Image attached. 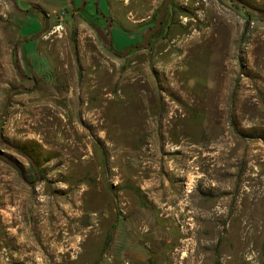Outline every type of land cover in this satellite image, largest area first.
I'll return each mask as SVG.
<instances>
[{"label":"rangeland","instance_id":"rangeland-1","mask_svg":"<svg viewBox=\"0 0 264 264\" xmlns=\"http://www.w3.org/2000/svg\"><path fill=\"white\" fill-rule=\"evenodd\" d=\"M261 16L172 0L109 36L0 0V264H264Z\"/></svg>","mask_w":264,"mask_h":264},{"label":"flooded vegetation","instance_id":"flooded-vegetation-1","mask_svg":"<svg viewBox=\"0 0 264 264\" xmlns=\"http://www.w3.org/2000/svg\"><path fill=\"white\" fill-rule=\"evenodd\" d=\"M58 3V9L60 10V13L62 15V18L70 19V20H80L85 22H91L92 20H97L99 23H104L103 28H99L98 26L95 27V30L98 32L105 33L109 36H111V32L113 31H120L121 33H124L126 35L130 34H136L137 30L142 29L140 26L142 23H146L149 20H152L153 14L155 12H152L147 17L144 16V18L139 19L138 21H133L131 18H135L136 15L131 16L130 12L128 13L131 18L127 15H124L120 18L123 22L117 21V19L112 16L110 13V6L116 5L118 11H125L126 9L130 8L131 3L130 0H114L112 2H109V0H56ZM122 2L125 3V7L122 5ZM172 0L164 7L162 15L160 16V11L162 9V4L158 8L157 16L159 18L164 17V15L167 13V10L171 7ZM156 8V7H155ZM157 9V8H156ZM156 16V18H157ZM160 20V24H161ZM132 27H128L126 25ZM150 24H146L144 26V31L149 34H153V32H150L152 29H150ZM131 29V31H128ZM149 30V31H148ZM132 49L136 50L138 47H131Z\"/></svg>","mask_w":264,"mask_h":264},{"label":"water","instance_id":"water-1","mask_svg":"<svg viewBox=\"0 0 264 264\" xmlns=\"http://www.w3.org/2000/svg\"><path fill=\"white\" fill-rule=\"evenodd\" d=\"M170 1H171V0H167V1L164 3V5L162 6V9H161V11H160V16L162 15V12H163L164 7H165ZM160 16H159V18H158V21H157V24H156L155 29L151 30L150 32H154V31L158 28V26H159V24H160ZM261 18L264 19V16H261ZM147 35H148V33H146L145 38L147 37ZM126 52H127V51H126ZM7 99H8V97H7ZM4 108H6V105L4 106Z\"/></svg>","mask_w":264,"mask_h":264},{"label":"trees","instance_id":"trees-1","mask_svg":"<svg viewBox=\"0 0 264 264\" xmlns=\"http://www.w3.org/2000/svg\"><path fill=\"white\" fill-rule=\"evenodd\" d=\"M131 50L133 51L134 49L131 48ZM132 51H130V52H132ZM32 170H33L34 173H37L36 170L33 167H32Z\"/></svg>","mask_w":264,"mask_h":264},{"label":"bare ground","instance_id":"bare-ground-1","mask_svg":"<svg viewBox=\"0 0 264 264\" xmlns=\"http://www.w3.org/2000/svg\"><path fill=\"white\" fill-rule=\"evenodd\" d=\"M69 230V229H68ZM69 232V231H68ZM71 232V231H70ZM72 233V232H71ZM247 240V239H246ZM242 247V246H241ZM243 247H245V246H243ZM243 249V248H242Z\"/></svg>","mask_w":264,"mask_h":264}]
</instances>
